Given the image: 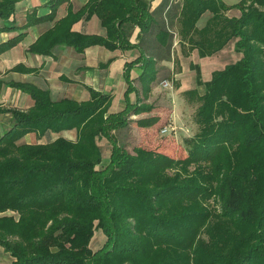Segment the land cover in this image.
Instances as JSON below:
<instances>
[{"label": "trees", "instance_id": "1", "mask_svg": "<svg viewBox=\"0 0 264 264\" xmlns=\"http://www.w3.org/2000/svg\"><path fill=\"white\" fill-rule=\"evenodd\" d=\"M19 1L0 0L1 32L18 30L8 20ZM165 7L151 12L141 0H88L74 11L68 4L66 15L29 46L40 55L56 45L78 53L92 45L138 47L139 57L123 67L125 98L135 93L137 99L108 113L111 97L89 87L90 99L77 102L51 101L46 90L8 84L34 102L26 111L0 108L11 115L9 128L0 133V246L13 257L11 264H264V0H239V17L225 16L231 8L221 0H182L175 6L182 51L187 44L202 58L235 39L234 49L242 54L203 83L195 132L183 139L184 156L128 151L112 134L127 127L131 115L151 110L140 102L135 84L146 96L155 80L165 79L156 69L157 58H168L173 38L156 20ZM171 10L167 17L174 18ZM206 11L211 17L197 28ZM93 15L105 36L72 30ZM134 26L141 38L130 44L125 32ZM22 36L0 42V53ZM135 65L140 72L132 79ZM157 121L146 116L134 123L149 128ZM70 129L77 132L75 141L18 142L28 133L40 138ZM102 137L111 144L105 166H99ZM97 230L105 242L92 251Z\"/></svg>", "mask_w": 264, "mask_h": 264}, {"label": "crops", "instance_id": "2", "mask_svg": "<svg viewBox=\"0 0 264 264\" xmlns=\"http://www.w3.org/2000/svg\"><path fill=\"white\" fill-rule=\"evenodd\" d=\"M87 1L88 0H68L60 2L54 7L50 6L49 0H21L15 4L14 12L10 16L8 22L17 27L18 30L0 31V42H5L19 33H23V36L20 42L15 46L0 53V108L26 111L34 104L33 99L27 93L8 86L11 82L26 83L40 90H46L51 101H58L63 98H68L77 102L88 101L90 99V93L87 87H89L94 91L108 94L111 97L108 113L120 112L124 109L126 103L133 104L136 102L137 96L135 93H130L125 98L127 84L123 77V67L125 63L134 61L139 57L140 50L138 47L108 50L104 46L92 45L85 48L83 52L78 53L70 46L56 45L52 48L49 55L34 54L28 51L29 46L38 36L52 28L56 21L66 15L68 4L76 11ZM141 1L149 5V11L151 12L159 8L163 3L166 4L163 15L158 17V19L155 16L156 20H158L160 24H162L163 21L169 28H172L170 32H172L176 38L178 37L177 43L179 46L176 49V55L181 66V71L173 75L177 83L175 87L176 92H173L171 96L177 97L178 94L176 95V93L180 94L192 89H197L199 91L200 86H203L204 89L203 83L210 80L212 72L222 70L225 67H220L223 61L219 57H222V55H224L223 52L229 49V42L220 51L210 56L201 58L197 50L190 51L189 49L183 54L178 35L179 23L177 21V16L179 8H175L176 5L181 6L182 0ZM221 1L231 8L225 11V16H240V11L235 7L239 0ZM169 10L175 12L176 16L174 18L170 16L167 17L166 12L168 13ZM210 17V12H204L197 21L196 27L202 28ZM2 26L3 20L0 18V28ZM72 30L101 36H105L106 34L105 29L100 25L95 15L91 16L87 21L81 19L75 22L72 25ZM125 33L128 34V41L130 44H137L141 38L138 26L127 29ZM157 52L158 51H156V53ZM240 58L241 57L237 60ZM157 59L156 66L160 68L157 69L158 75L163 71L172 69L173 60L160 57ZM16 67L19 69L13 70V68ZM139 72L138 65H135L130 71V77L136 79ZM198 76L200 83H197ZM155 81L151 84L148 100L152 99L154 92L162 87L159 83L166 80H160L161 82L159 81V83ZM135 85L138 90H140V86L137 84ZM180 104L181 101L179 97L174 98L170 125L173 124V129L175 126H178L179 129L185 130L186 126H183ZM158 116L160 115L158 114ZM158 120L160 119L158 118ZM10 124L11 115L9 113H0V133L8 129ZM179 124L182 125L184 129L182 126L179 127ZM169 127L171 128V126ZM146 129H150V127ZM120 130L121 129L112 131L118 144L120 143L118 142L116 134ZM57 137L75 141L77 132L75 129L63 130L58 133L50 132L40 138L34 133H28L18 142L27 144L45 143L47 140L52 141ZM97 144L102 152V160L99 166H105L109 161L111 144L104 137L98 138ZM104 149L106 150L104 151ZM103 153L106 154L103 155ZM104 242L105 236L101 230H97L94 232L89 242V247L92 251H96L102 247ZM13 260V257L0 246V264H11Z\"/></svg>", "mask_w": 264, "mask_h": 264}, {"label": "rangeland", "instance_id": "3", "mask_svg": "<svg viewBox=\"0 0 264 264\" xmlns=\"http://www.w3.org/2000/svg\"><path fill=\"white\" fill-rule=\"evenodd\" d=\"M170 29L172 30V28ZM177 39L178 37L176 38V36L173 34V38L171 39L170 47L168 49V58L170 60H173L172 69L163 71L160 74V76L165 78L164 80L169 81L171 86L169 88L160 87L159 90L154 92L152 99L149 100H148V95L144 96L143 93L140 92L139 90L138 95L140 102L143 103V105L149 106L151 110L142 114H138V115L136 114L130 116L129 118L131 120L128 126L125 127L124 129H121L116 134L118 142L121 145H124L128 151H132L134 147H139L149 150H156L165 153L167 155H170L174 158H179L184 156L185 154L183 139L187 137H191L195 132V125L193 124V114L196 107L199 104L197 99V94H200L203 91V86H200L199 91L196 89L197 92L196 94H187L186 92H184L180 94L176 93V95L178 94L177 97L171 96L173 92L174 93L176 92L175 87L177 83L173 75L181 71V66L179 64V60L176 55L177 53L176 49L179 46L177 43L178 42ZM234 43H235V39L229 41V49L223 52L224 55H222V57H219L223 61L222 64L220 65L221 68H223L227 64H231L235 62L239 57L242 56L241 53H239L234 49L233 47ZM186 50H188V45L184 46L182 53L184 54ZM156 69H160V68L156 66ZM159 81L160 80H158V83ZM178 97L181 101L180 110L182 112V117H183L182 119L183 126L184 127L186 126L185 130L179 129L178 126L177 127L175 126L173 129V124L170 125L171 124L170 117L172 115V109L174 106V98H178ZM158 114L160 116H158ZM146 116H157L160 120H158V122L154 126H151L150 129L140 128L135 125L134 121L136 119ZM169 126H171L173 130L171 132L169 130V132L163 134L161 132V129L163 127H169ZM181 126L182 125L179 124V127ZM183 126L182 128L184 129ZM105 150L106 149H104V151ZM105 154L106 153H103V155ZM6 214H8V212Z\"/></svg>", "mask_w": 264, "mask_h": 264}, {"label": "built area", "instance_id": "4", "mask_svg": "<svg viewBox=\"0 0 264 264\" xmlns=\"http://www.w3.org/2000/svg\"><path fill=\"white\" fill-rule=\"evenodd\" d=\"M160 84L162 85L163 88H169L171 86V84L167 80L166 81H162ZM169 130L171 132L173 129H170V127H163L161 129V132L163 134H165V133L169 132Z\"/></svg>", "mask_w": 264, "mask_h": 264}]
</instances>
